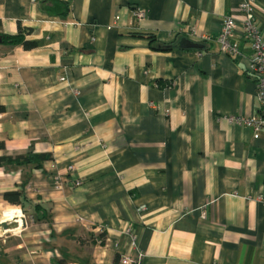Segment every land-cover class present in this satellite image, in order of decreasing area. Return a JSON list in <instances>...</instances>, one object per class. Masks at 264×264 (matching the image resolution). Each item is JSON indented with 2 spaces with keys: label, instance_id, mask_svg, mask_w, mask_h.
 <instances>
[{
  "label": "crops",
  "instance_id": "1",
  "mask_svg": "<svg viewBox=\"0 0 264 264\" xmlns=\"http://www.w3.org/2000/svg\"><path fill=\"white\" fill-rule=\"evenodd\" d=\"M60 1L0 0L36 42L0 44V157L50 155L0 167L30 218L0 264H264V138L233 119L260 107L253 51L215 39L243 0Z\"/></svg>",
  "mask_w": 264,
  "mask_h": 264
},
{
  "label": "built area",
  "instance_id": "2",
  "mask_svg": "<svg viewBox=\"0 0 264 264\" xmlns=\"http://www.w3.org/2000/svg\"><path fill=\"white\" fill-rule=\"evenodd\" d=\"M245 19L239 24L231 16L225 18L221 31L215 37L220 45V50L230 56L242 55L238 38L248 42L252 48L249 58V70L256 81V94L260 102L257 114L250 117L235 116L237 124L245 125L252 131L255 139L264 138V33L257 24L256 16L252 10V0H243L240 4ZM143 12L136 10L135 16L143 17ZM79 185L80 182H77Z\"/></svg>",
  "mask_w": 264,
  "mask_h": 264
},
{
  "label": "trees",
  "instance_id": "3",
  "mask_svg": "<svg viewBox=\"0 0 264 264\" xmlns=\"http://www.w3.org/2000/svg\"><path fill=\"white\" fill-rule=\"evenodd\" d=\"M54 1H55L54 4L57 6L56 7L57 10H60L61 6H63L62 8H64V5L60 0H54ZM29 33H31V29L23 28L21 24H19L18 32L16 34L1 33L2 38H3L2 43L10 44V45H22L25 49H32L36 46V42L27 40L25 38V35ZM1 109H2V106L0 105V110ZM49 159H50V155H47V154H38V155L28 154V155H17L13 157L3 156V157H0V167L6 166L7 163H14L16 167L26 165V166H32L33 168H41L43 165V162ZM3 198L12 205L22 206L23 211L27 212V209L23 205L24 201H27V198L23 196L22 192L8 191L3 194ZM34 210L42 217L41 219H44V216L46 215L50 217V214H46L47 211H49V208H46L45 206H42L41 204L36 205ZM99 236H100L101 243H104L103 234ZM119 260H120V257L116 256L115 262L118 263ZM57 263H60V262H57ZM131 264H137V263L133 262Z\"/></svg>",
  "mask_w": 264,
  "mask_h": 264
},
{
  "label": "water",
  "instance_id": "4",
  "mask_svg": "<svg viewBox=\"0 0 264 264\" xmlns=\"http://www.w3.org/2000/svg\"><path fill=\"white\" fill-rule=\"evenodd\" d=\"M3 42L0 33V44ZM185 41L182 43V45ZM186 45V44H184ZM191 45V44H190ZM27 227V220L23 215L2 216L0 217V240L8 234L17 233Z\"/></svg>",
  "mask_w": 264,
  "mask_h": 264
},
{
  "label": "bare ground",
  "instance_id": "5",
  "mask_svg": "<svg viewBox=\"0 0 264 264\" xmlns=\"http://www.w3.org/2000/svg\"><path fill=\"white\" fill-rule=\"evenodd\" d=\"M1 216H15L20 215V210L16 206L0 207ZM18 233V232H17Z\"/></svg>",
  "mask_w": 264,
  "mask_h": 264
},
{
  "label": "rangeland",
  "instance_id": "6",
  "mask_svg": "<svg viewBox=\"0 0 264 264\" xmlns=\"http://www.w3.org/2000/svg\"><path fill=\"white\" fill-rule=\"evenodd\" d=\"M70 169H72V166H70L69 167V170ZM7 206V205H6ZM19 210H20V213H22V215L26 218V219H28V222L30 223V218L28 217V215L26 214V212H24L23 211V209L22 208H18ZM22 209V210H21ZM30 228H32V227H30ZM30 230V229H29ZM15 233H13L12 235H10V234H8V235H6V236H8L6 239H5V241H6V244H10V245H13V244H17V237H15V235H14Z\"/></svg>",
  "mask_w": 264,
  "mask_h": 264
}]
</instances>
